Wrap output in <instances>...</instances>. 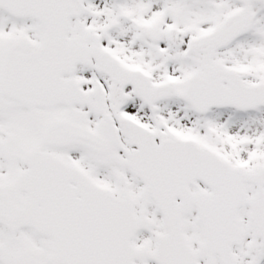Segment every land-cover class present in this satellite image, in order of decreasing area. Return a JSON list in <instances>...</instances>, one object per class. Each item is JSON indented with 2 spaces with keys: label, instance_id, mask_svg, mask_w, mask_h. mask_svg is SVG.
<instances>
[{
  "label": "snow or ice",
  "instance_id": "obj_1",
  "mask_svg": "<svg viewBox=\"0 0 264 264\" xmlns=\"http://www.w3.org/2000/svg\"><path fill=\"white\" fill-rule=\"evenodd\" d=\"M0 264H264V0H0Z\"/></svg>",
  "mask_w": 264,
  "mask_h": 264
}]
</instances>
